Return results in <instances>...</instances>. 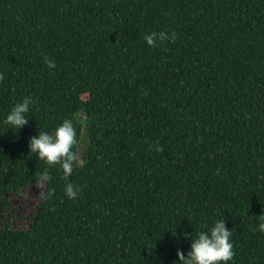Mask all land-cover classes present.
I'll return each mask as SVG.
<instances>
[{"label":"trees","instance_id":"16d2710c","mask_svg":"<svg viewBox=\"0 0 264 264\" xmlns=\"http://www.w3.org/2000/svg\"><path fill=\"white\" fill-rule=\"evenodd\" d=\"M0 76V264H173L218 219L264 264V0H0ZM65 119L67 178L29 152Z\"/></svg>","mask_w":264,"mask_h":264},{"label":"clouds","instance_id":"9594fccd","mask_svg":"<svg viewBox=\"0 0 264 264\" xmlns=\"http://www.w3.org/2000/svg\"><path fill=\"white\" fill-rule=\"evenodd\" d=\"M176 34L150 33L144 36L146 44L150 47H156L163 40L174 41ZM49 69L56 67L55 62L46 60ZM3 77L0 76V79ZM35 101L28 96L17 102L7 113L3 123L10 129L18 132L29 123L28 113L30 105ZM77 132L71 119H65L54 131H39L37 135L29 140V152L35 154L38 160H43L48 165L59 164L62 168L65 178L73 172L74 162L77 161V153L72 149L77 143ZM157 151L162 148L157 147ZM51 180L49 171L45 169L38 177L37 184L44 187ZM81 189L69 183L65 188V195L68 199H76L80 195ZM55 195L54 189H48L42 192L44 199ZM258 229L264 232V216H261ZM185 239H190V250L185 254L183 251H177V260L173 264H229L234 256L233 244L231 242L232 229L226 226V219H218L213 226L206 230L190 235L185 232L182 234Z\"/></svg>","mask_w":264,"mask_h":264},{"label":"rangeland","instance_id":"374dc122","mask_svg":"<svg viewBox=\"0 0 264 264\" xmlns=\"http://www.w3.org/2000/svg\"><path fill=\"white\" fill-rule=\"evenodd\" d=\"M84 118V117H83ZM85 119V118H84ZM88 145V139L87 136H85V131H84V136L82 137V141L80 143V152H79V156H78V160L79 162L82 164L83 163V155L85 153V150L87 148Z\"/></svg>","mask_w":264,"mask_h":264}]
</instances>
